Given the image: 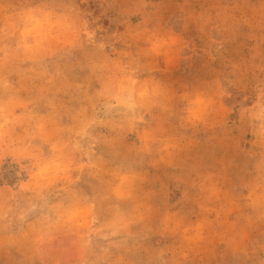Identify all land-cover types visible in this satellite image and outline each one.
<instances>
[{"label":"rangeland","instance_id":"1","mask_svg":"<svg viewBox=\"0 0 264 264\" xmlns=\"http://www.w3.org/2000/svg\"><path fill=\"white\" fill-rule=\"evenodd\" d=\"M0 264H264V0H0Z\"/></svg>","mask_w":264,"mask_h":264}]
</instances>
